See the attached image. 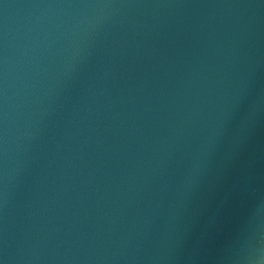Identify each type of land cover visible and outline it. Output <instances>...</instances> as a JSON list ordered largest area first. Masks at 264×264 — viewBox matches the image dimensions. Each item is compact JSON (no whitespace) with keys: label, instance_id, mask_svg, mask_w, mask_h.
Returning a JSON list of instances; mask_svg holds the SVG:
<instances>
[{"label":"water","instance_id":"95a60500","mask_svg":"<svg viewBox=\"0 0 264 264\" xmlns=\"http://www.w3.org/2000/svg\"><path fill=\"white\" fill-rule=\"evenodd\" d=\"M0 264H264V0H0Z\"/></svg>","mask_w":264,"mask_h":264}]
</instances>
